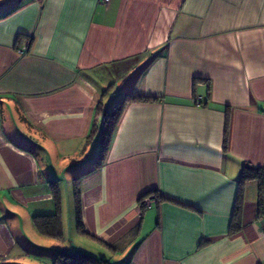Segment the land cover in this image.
Here are the masks:
<instances>
[{"label":"crops","instance_id":"0c3cea01","mask_svg":"<svg viewBox=\"0 0 264 264\" xmlns=\"http://www.w3.org/2000/svg\"><path fill=\"white\" fill-rule=\"evenodd\" d=\"M126 95L156 100L102 141ZM245 164L264 167V0H0V264L53 263L33 217L66 177L103 264H264L256 180L230 232Z\"/></svg>","mask_w":264,"mask_h":264},{"label":"trees","instance_id":"16d2710c","mask_svg":"<svg viewBox=\"0 0 264 264\" xmlns=\"http://www.w3.org/2000/svg\"><path fill=\"white\" fill-rule=\"evenodd\" d=\"M154 100H156V98L145 97V96H132V95H126L124 98H122V100L113 108V110L105 118L102 134H101L102 141L108 140V138H110L112 131L114 130L126 103L131 101L148 102ZM106 150H107V145L102 146V148L99 151V159L104 157ZM75 180L77 181V178ZM247 180H256L258 182V186L261 194V192L264 191V167L252 166L249 164L244 165L240 175V184L236 198V205L234 208L232 223L230 226L231 233L237 231L239 228L240 201L242 198L243 185ZM75 186L76 187L74 189V198L76 205L77 227L79 229V232L86 233L84 224L81 220L80 191L77 182H75ZM144 196L145 195H143L139 199V202L142 200ZM55 200H56V208L54 212L35 215L33 217V220H34L35 228L40 234L55 239H60V238L62 239V220H61L62 218L60 212L61 211L60 201L57 193L55 195ZM104 261H105L104 259L97 258L94 255L86 253L82 250L74 249L71 251V250L58 248L52 264H103Z\"/></svg>","mask_w":264,"mask_h":264},{"label":"rangeland","instance_id":"374dc122","mask_svg":"<svg viewBox=\"0 0 264 264\" xmlns=\"http://www.w3.org/2000/svg\"><path fill=\"white\" fill-rule=\"evenodd\" d=\"M40 152V151H39ZM58 159L55 156L51 157V161H57ZM61 162L60 160H58ZM65 179V180H64ZM60 178V183L58 186V191L60 192V197L62 200L61 202V209L63 206V213L61 212V219L62 220V239H51L48 237H45L39 233H35L37 236L36 240H43L44 244L42 245H55L54 248L58 249L57 245H67V246H73V249H81L82 251H85L87 253L91 252H98L100 251L99 245L97 243L91 241L90 239L84 237L81 232H79V229L77 227V217L75 213V199H74V189H75V183L73 177H66V178ZM155 203V202H153ZM152 203V204H153ZM71 207L73 210L71 211ZM62 211V210H61ZM63 214V217H62ZM63 245V246H64ZM53 248L51 247V255L53 257V254H55L56 249L53 251ZM39 251H36V254ZM46 253V252H43ZM46 260V258H44ZM30 264V263H28ZM32 264H47L45 262H39L37 259H33Z\"/></svg>","mask_w":264,"mask_h":264},{"label":"built area","instance_id":"2783aa9c","mask_svg":"<svg viewBox=\"0 0 264 264\" xmlns=\"http://www.w3.org/2000/svg\"><path fill=\"white\" fill-rule=\"evenodd\" d=\"M102 2H108L109 0H101ZM155 197H151V198H148V197H143L142 200L140 201V211L146 207H149L150 205H152V203L155 201L154 199Z\"/></svg>","mask_w":264,"mask_h":264}]
</instances>
